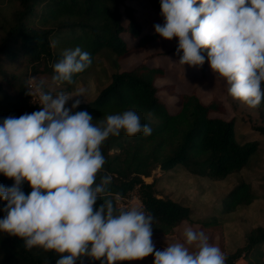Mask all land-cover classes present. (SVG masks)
Listing matches in <instances>:
<instances>
[{"label": "clouds", "instance_id": "9594fccd", "mask_svg": "<svg viewBox=\"0 0 264 264\" xmlns=\"http://www.w3.org/2000/svg\"><path fill=\"white\" fill-rule=\"evenodd\" d=\"M161 10L165 22L155 31L166 40L178 39L179 64L202 67L207 60L230 86L231 97L251 108L261 105L264 0H161ZM61 56L51 78L57 86L74 84V75L92 63L91 54L80 47L65 49ZM27 89L40 110L0 123V174L15 182L0 185L6 203L0 232L19 237L27 250L58 253L56 264H84L86 258L124 264L153 255L154 264H226L222 250L203 231L188 227L183 242L161 251L152 239V215L136 207L117 212L110 199L94 207L111 183L110 176L100 175L106 164L103 144L121 132L151 135L135 110L94 122L89 112L74 111L79 99L66 107L82 97L80 92L53 94L37 77H29ZM25 182L32 188L29 194L23 191Z\"/></svg>", "mask_w": 264, "mask_h": 264}, {"label": "trees", "instance_id": "16d2710c", "mask_svg": "<svg viewBox=\"0 0 264 264\" xmlns=\"http://www.w3.org/2000/svg\"><path fill=\"white\" fill-rule=\"evenodd\" d=\"M127 1L130 0H9L12 5L10 15L0 18V94L4 93L3 82H14L18 78L7 66L8 62L27 64L28 76L37 77L39 81L40 75L52 78L55 74L53 65L62 59L61 53L65 49L80 47L89 52L91 66L96 55L108 50L116 68L120 60L141 53L147 45L157 41L159 35L156 32L142 35L134 9ZM148 2L152 9L162 13L161 0ZM123 16L127 19L126 24L122 22ZM123 34L137 39V44L128 46ZM178 44L176 38L171 50L176 51ZM152 57L146 56L132 67L112 73L109 83L92 100L81 102L74 110L89 112L96 122L109 114L131 109L152 129L148 136L140 133L129 137L121 132L103 144L106 164L100 175L110 176L111 183L94 207L98 209L110 199L117 209L114 195L126 196L136 189L145 212L154 217L153 236L172 235L183 223L197 224V231H203L209 242L218 237L226 264H264V226L249 229L243 245L228 251L223 219L211 216L195 220L188 206L157 192L156 178L149 183L143 180L156 168L164 173L177 166L196 176L224 179L247 166L260 147L259 141L236 139L235 118L216 115L226 112L224 102L218 98L203 101L195 91L176 93V109L169 110L168 104L157 93L168 90L175 95V91L172 85L155 84L165 71L160 65L148 64ZM90 67L75 74L74 81ZM198 67L204 74L205 64ZM27 81L22 80L17 92L10 97V116L19 117L40 110L39 104L33 103L32 96L27 94ZM74 85L62 84L66 91ZM4 178L8 187L15 183ZM23 191L25 194L32 191L27 182L23 184ZM255 199L251 184L240 181L220 198L222 212H233ZM5 206V201L0 199V219L5 215ZM0 256L1 264H56L59 259V254L54 251L39 247L27 250L19 237L3 232H0ZM84 264L100 262L86 258Z\"/></svg>", "mask_w": 264, "mask_h": 264}, {"label": "rangeland", "instance_id": "374dc122", "mask_svg": "<svg viewBox=\"0 0 264 264\" xmlns=\"http://www.w3.org/2000/svg\"><path fill=\"white\" fill-rule=\"evenodd\" d=\"M134 9V15L139 21L142 28V35L146 33H155V25H163L165 20L162 13L151 8L148 0H130L127 1ZM12 6L9 0H0V18L10 15ZM122 22L127 23L125 16ZM123 38L128 46H135L137 39L123 34ZM176 38L169 41L159 36L158 40L147 45L141 53H134L119 61V67L113 65V55L108 50H103L96 55L90 69L79 76L74 87L70 91L63 89L62 85H53L52 80L44 75L39 76V80L45 81V91L66 92L75 94L82 93V97H75L70 100L66 107L71 108L76 99L81 102L92 100L100 89L105 87L110 81V75L116 71H122L132 67L140 59L152 55L148 60L150 66L160 65L164 68V76L158 78L155 84L172 85L175 95L168 90H160L157 95L160 99L168 104L172 112L176 109V93L195 91L203 100L218 98L225 104L226 112L216 114L222 118L236 120L235 134L236 139L242 141L248 139L260 142L258 151L252 155L249 164L238 172L229 174L226 178L213 180L209 177H200L189 173L182 167L177 166L175 169L162 172L159 168L152 171L149 177H143L146 183L156 178L155 188L163 196H170L180 204L186 205L191 211V217L195 220L208 218L211 216L224 220L225 244L228 251L243 245L245 233L255 226H264V101L257 108H251L248 105L234 99L229 95L227 82L213 72L210 64L205 62V72L201 73L199 67H191L178 63L181 52L172 51ZM17 80L10 83L3 82L4 93L0 94V123L3 119L10 116V97L19 89V83L22 80L29 79V67L25 63H7ZM29 75V76H28ZM38 82V81H37ZM38 102V97H35ZM34 101V98H33ZM240 181H246L251 184L256 199L249 205L240 206L230 213L222 212L220 198L226 194L234 185ZM0 185L8 186L7 180L0 175ZM192 227L198 230L197 224L183 223L174 229L172 235H163L161 237L153 236V242L157 250H163L167 244L173 242H183V232L186 228ZM218 237L213 243L219 247ZM220 248V247H219ZM194 251L195 249H190ZM0 256V264L2 262ZM154 255L144 259L142 262L130 261L129 264H154ZM238 262L244 263V260Z\"/></svg>", "mask_w": 264, "mask_h": 264}, {"label": "built area", "instance_id": "2783aa9c", "mask_svg": "<svg viewBox=\"0 0 264 264\" xmlns=\"http://www.w3.org/2000/svg\"><path fill=\"white\" fill-rule=\"evenodd\" d=\"M31 100L34 103L33 97L31 98ZM114 202L116 204L117 209H119V210L136 207L138 209L145 211L143 208V204L141 202V199L139 197V194H138L136 189L131 191L126 196H122L119 194L114 195Z\"/></svg>", "mask_w": 264, "mask_h": 264}, {"label": "crops", "instance_id": "0c3cea01", "mask_svg": "<svg viewBox=\"0 0 264 264\" xmlns=\"http://www.w3.org/2000/svg\"><path fill=\"white\" fill-rule=\"evenodd\" d=\"M170 198H172V197H170ZM173 199V198H172ZM173 200H175V199H173Z\"/></svg>", "mask_w": 264, "mask_h": 264}]
</instances>
